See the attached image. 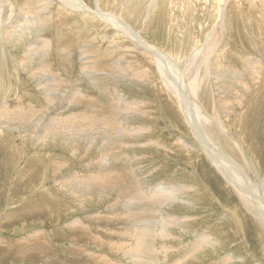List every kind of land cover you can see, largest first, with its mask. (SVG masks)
I'll return each instance as SVG.
<instances>
[{"label":"rangeland","instance_id":"rangeland-1","mask_svg":"<svg viewBox=\"0 0 264 264\" xmlns=\"http://www.w3.org/2000/svg\"><path fill=\"white\" fill-rule=\"evenodd\" d=\"M126 1L128 0H123V1L118 0L119 4L120 2H122L123 4H126L125 6L128 5L127 7L131 6L132 4H138L137 6H139L140 3H144V8L140 12L136 13V16H137L136 18H135V15L133 16L131 20L132 22H130V19L128 18V14L126 16L127 18L123 16L125 17L124 18L125 26L123 27L135 28L139 32V34L145 35L144 38L146 37L145 39H147L150 44H152L157 49H160L165 54H167L168 57H166V60L168 62L172 63L174 59L175 63L173 62V64L177 65V67L181 70L180 74L181 75L186 74L185 79H183V83L187 84L190 80L189 77H191V75L195 73L197 75L198 87L194 93H188L189 91L186 90L187 88H184L181 92L178 93L177 92L178 86L173 85L175 93H172L170 95L167 91H165L163 84L160 83L161 76L157 73L156 68L152 69L153 65L148 60L144 58L136 59L132 56V55H135V52H132V51H122L121 52V51H118V47L113 49V52L115 53H110L111 55L112 54L113 55L109 56L108 60L101 59L100 61H98V64H96L97 65L96 70L100 71V68H102L104 70L103 71L104 73L103 72H100V73H103V74H99V73H95L91 71H87L85 72V74H83L81 70L82 68L86 67V65L89 67H93V66L91 64H86L88 61L82 60V55H80L78 48L75 49L76 52H73L71 54H68L65 51H61V52L58 51L60 45L69 41L70 39L69 36L72 31H69L68 34L66 32H63L62 35H60V33L53 34L52 31H49L48 33H45V31H42L43 38H46V37L50 38L49 47L47 46L46 48L45 47L41 48V46H39L37 47L38 50H35L36 47L30 48L31 52L25 58V61H27L28 64H26V66L23 67L22 71L20 72L21 74L18 75V78H15L16 76L15 73L17 69L20 71L21 68L17 64L12 63L9 60H6L5 62H3L1 58L5 53L4 52L2 53V50H1L2 47H0V60H1L0 64L2 66L0 67V116L6 115V113L9 114L8 112H5L3 110L1 111L3 106L12 107V106H18L22 104L24 107L29 104L32 108H34L35 106V107H39L38 109L44 110L43 113H41L40 115L32 116L29 122L22 120L21 122L14 123L13 125L9 121H7L6 123V121L2 120L4 118L1 119L0 117V131L3 130V134L6 135L7 138L8 137L12 138L13 141H11V139L9 138L8 139L12 143H14V145L11 144L12 149L9 148V145L7 146L0 145V181L2 183V184L0 183V195H1L0 196V208H1L0 209V239L4 240V243H7V244L9 243L14 244L15 241L16 240L18 241L19 239V242L22 244L21 251L23 253L21 256L16 255V253L14 252L7 255L3 253V250H0L1 251L0 252V264H44L43 262H41L39 258L40 252L35 250V253H33L32 241L28 242V244H26L24 241L28 239V236L30 235V233L33 234L35 230H36L35 233H38V230H40L39 231V234H41L40 239L44 244L46 243L45 245L47 247L65 249L67 248L66 245L68 244V240H65L64 237L65 236L69 237L67 236L69 227H70L69 224L73 222L74 219L77 222H80V223L83 222L84 223V224L82 223L83 225H86L90 228V230L92 231L90 237L97 235L100 239H102L104 247H101L98 250L94 248L91 249L90 247L89 249L91 250L92 253H95V254L101 253L100 255L104 259L109 258L106 260L109 262H112V260L115 259L121 264H133V263L134 264H137V263L138 264H145V263L146 264H176V263L177 264H213V263L215 264H264V230H263L264 214L258 209L259 207L258 204L259 205L261 204L260 206L263 207L264 209V196H263L264 195L263 194L264 193V190H263L264 189V120H263L264 119V113H263L264 112V106H263L264 105V98H263L264 97V85H263L264 78L262 79V77H264V72L260 71L261 69L264 70V61H263V56H262L264 55V51L257 52L255 50H252L251 48H248L245 44V42L247 41L246 40L244 41L243 39L245 36V33L242 31V27L237 26L235 28V31H236V34L238 35V38L239 37L240 38L239 40H236L238 41V43H236V45L233 48L235 49L241 46L240 49H242V53H240V55L242 56L244 55L246 58L256 61L255 64L251 62L249 63V66L248 64L239 65L240 62L236 60L239 54L233 53L229 50L228 51L226 50V52L225 51L221 52V50H223V47L218 46L219 47V49H217L218 52H212L213 56L211 52H209L207 55L211 56L213 60L214 59L219 60V62H221L222 68L214 67L217 64L216 62V63H210V65H199L201 68L198 67L197 69L191 70L189 67V64L192 60L191 58H188L189 56L191 57V53H189L188 47L184 48V44H183L185 43L184 42L185 39L187 42L188 36H185L183 33H180L181 31L184 30V24L181 23V19L179 16L180 13H177V17L175 19L177 23L175 22V24L172 25V23L169 22L170 20H168L170 19L169 17H166L164 19V18H161L158 14L154 15L153 13V14L148 15L146 13L147 12L146 7L149 3H152L151 2L152 0H148L149 2L147 0H142V1L134 0L136 1L135 3L133 0H129L128 2ZM91 8L93 9L96 8L95 0H91ZM228 8L229 6L227 7V9ZM109 9L112 10L110 6H109ZM122 9L121 10L120 8L118 9L119 12L121 11L120 14H122V11H123ZM143 16L144 18H142ZM27 18H30V17H27ZM149 19H151V21ZM160 19H162V21ZM147 20H149V22ZM221 22L222 20L221 21L217 20L213 29L214 30L218 29V25ZM144 23H146L147 29L143 27ZM224 29H226V26L224 27ZM224 29L222 30V33L224 32ZM169 30H170V33H169ZM116 31H119L121 33L124 32L118 27ZM177 32L180 34H178ZM233 35H235V32H233ZM180 36H182V38ZM130 37L131 36L129 35L125 36V38H130ZM215 37H216L215 35H212V38L214 39V41H216ZM217 38L219 40V36H217ZM220 39H221L220 43L222 44L225 37H221ZM4 48L10 51L9 48L7 47H4ZM44 48L46 50H49V54L46 52ZM23 49H24V46H21L18 48V50L14 52L11 50L10 55L8 53L7 54L9 55V57L15 59L16 61V58H18L19 55H21V53L23 55L24 51H21ZM32 49L34 50V52ZM160 50H157L155 53L158 54ZM37 52H38V57L36 58L35 54ZM123 56L125 59L123 58ZM19 58L20 60H23L22 56H20ZM30 58L34 61H31ZM59 58L65 59V65H66L65 68L62 69L65 73V77H63L64 78L63 85H60L56 81L49 82L47 79L43 78V77H47L52 70L55 73H58L61 76H63L62 71L58 69ZM95 58L96 60H98L99 57L95 55ZM121 58H122V61H119ZM187 59L188 61L190 60L188 64H187ZM225 59L228 60V63H226ZM112 60L116 64L118 69L117 68L114 69ZM41 61H43L44 63ZM29 62H30V65H29ZM133 62L134 64H132ZM46 63L48 65H46V68H45L44 64ZM135 64H138L143 69L153 73V77L152 75H150L151 79H149V82L134 74H132L131 76L130 74L127 73L129 71L124 72L121 69L124 66L133 67V65ZM31 65H34V66L36 65V67L39 66L38 68L40 69L36 71L35 73H31L29 71L32 68ZM49 66L52 67L53 69H51ZM207 66L209 69L207 68ZM48 67L51 70H49ZM103 67L104 68L106 67V68L104 69ZM232 67L233 69L235 68L234 71L239 72V74L232 73ZM210 69H212L214 72ZM201 70L203 74L201 73ZM182 71L183 72L185 71V72L183 73ZM205 71L208 72L207 73L208 75L205 74L206 73ZM131 72L137 73L135 70ZM254 73H255V76H254ZM93 74H98V75H93ZM128 75L129 77H127ZM201 75L204 77H202ZM257 76L260 78L258 79ZM89 77H92L93 79H88ZM210 77L211 79H209ZM205 78H206V82L204 81ZM208 80L209 81L212 80L211 83ZM44 81H46L47 83H45ZM45 84H46V89H41L40 88L41 85L44 86ZM201 85H203V87L200 88ZM204 86L207 88L208 91H206ZM17 87L19 88V91ZM100 87H103V88H100ZM212 88L216 89V91ZM251 88L253 92L251 91ZM200 89H202L201 90L202 93ZM249 90H250V94L246 95V93H248ZM256 90L262 91L261 100L257 104L251 105L250 109L248 108V112H247L248 114H246L244 118L242 117L240 121L236 120L237 118L235 116L243 115L245 111L244 104H241V101L239 103L238 98L241 96L242 97L250 96ZM98 91H101V94L97 93ZM75 92L79 95L75 96L74 98L73 93ZM197 93H198V96H197ZM207 93L210 95H208ZM220 93H223L224 95ZM65 94L66 96H63ZM176 95L182 96L183 101L185 102L187 106H189L188 104H191L194 101L192 105L193 104L198 105V111L200 112V114H202L205 118H207L212 123L215 122L216 124L214 123L213 124L217 126L219 130L225 133L224 137H226V135L227 136L229 135L233 139V141L237 144V146H239L242 152H240V159H237L233 157L230 153H228L222 147V145L215 138L212 137L211 133H210L211 135L207 133V132H210L209 131L210 128L208 129V127H211V126L213 127V124L210 122L206 124L207 126L206 125L204 126V128L205 127L207 128V131H206V128L204 129L205 134L206 136H209L207 137V141L209 142L208 144L211 146L210 142L212 143L211 147L215 151V153L218 156L220 155V157L223 158V160H225L226 162H228L229 160L231 161V162L229 161L228 165L234 171L237 168L235 172L245 180L244 183L247 184L248 181L249 183L251 182L250 184H247V186H250L251 189L253 187L255 190H259V193L257 194L260 197L259 196L256 197L258 200L257 203L251 204L252 206L249 204L248 207H245V206L243 207V205L240 204V201H239V194L237 192H234V190H232L229 186L226 187V185L225 186L223 185L225 184L224 182L225 178H222L220 173L217 170H215V168L212 166L211 163H209V161H207L208 159L205 156V152H202L199 157V153L198 151H196L197 149L195 151L190 149V151L188 152L185 150H179V155L175 154L173 151H169L170 149L169 146L175 147L173 144L174 139L176 141H182V143L184 142L183 144H185V146H187L188 148H189V145L195 146V142H194L195 138L193 137L194 134L192 135V132H188L189 131L188 121L186 122V120L184 119L185 125L181 126V122H178V119H176L177 116L175 112L177 110H181L175 104V100L177 99ZM79 96L82 97L83 99L81 98L80 100ZM180 96L178 98H180ZM218 96L220 97V99L217 101L216 98H219ZM93 99L100 100L102 102L100 104H103V105H105L106 102H108L106 101L107 99L109 100V102H111L112 107L119 108V110L125 109L127 107H133L134 110L130 112H126V111L121 112L120 114H116L118 110L115 112L98 114L92 111V109H95L94 108L95 104H98V102H94V101L90 103V100H93ZM210 99L212 102L210 101ZM191 100L193 101L191 102ZM65 101L67 102V105H63ZM139 101L141 102L144 101L143 103H148V105L145 106L146 109L141 108V107H139V109H136L138 107ZM48 102L50 104L49 108H47ZM199 102L204 105H200ZM239 104H241L242 106H240ZM61 105L63 106L61 107ZM219 108H220V111L218 110ZM62 109L63 111L65 110L66 111L62 112ZM243 109L244 111L241 112ZM230 111H231V114H230ZM213 112L215 114H213ZM74 113L75 114L83 113L86 116L84 119L85 121L83 119L77 121V122H82V123L76 124L75 122L74 125L76 124L78 127L72 128L71 130L68 128L69 124L68 123H67L68 125L66 124V122L69 121V118H67V115H72ZM216 114H218V116ZM223 117H225L226 119ZM109 118L111 119L110 121H109ZM104 119L107 121L105 123L106 126L104 125V122L101 121ZM227 119H229L230 121L229 120L227 121ZM87 120H92L95 125L93 124L92 126H90ZM47 121L48 122L52 121L51 123H57L59 125H58V128L55 127V129L51 131L52 133L50 132L51 136L50 134L45 136L44 143H42L41 141L40 142L37 141V139H39V137H41L42 135H45L43 129L47 127L48 130H51L47 126V123H48ZM59 121L61 122V124ZM237 121H239L238 122L239 125L236 124ZM255 121L256 123H254ZM225 126L226 128L224 129ZM130 127L134 129L144 128L145 131L144 132L141 131L140 133L127 136V134H125V130H128V128ZM118 128L123 132L119 131ZM116 130H118V132L120 133H118ZM21 132H26L27 134L30 133V140L32 139L30 141L31 142L30 144L22 142V140L20 139V136L18 135V133H21ZM52 136L54 138H52ZM69 136L70 137L72 136V137L67 138ZM220 137L223 139L221 135ZM7 138H4V139H6L7 141ZM52 139L53 141H50ZM210 139L212 140L215 139L216 142H214V140L211 141ZM227 139L228 137L225 138V140ZM150 140L155 141V142L157 140L162 141L163 145H160V146L155 145ZM63 141L64 142L68 141L69 146L67 147V145L64 144ZM207 141H206V137L204 136V142L206 145H207ZM51 142L54 144H52ZM71 142H73L75 145L73 143L71 144ZM116 143H120V150H121L120 157H118L119 154H117L116 152H112L113 146ZM166 143H171V144H166ZM217 143L219 146H216ZM70 145H72L74 148ZM91 147H93L94 149ZM220 147L222 148L220 149ZM83 148L84 149L86 148L87 152L84 153ZM104 148H106L105 151H107V149H110V152L105 156L103 154ZM215 148H217L218 150ZM72 150H73V153L71 152ZM38 153L39 155H44V156L46 154L47 156H49V158L46 159V156H45L42 159L41 163H39L38 165H35V167H37L35 170V167L32 166L33 161L31 162V160H33L32 156L38 155ZM225 153H226V156L224 155ZM202 156H205V157H202ZM199 158L201 159V161L197 162ZM55 159L62 160V161L63 160L68 161V162H65V164L67 163L68 166L65 165L64 168L59 172L58 170L55 171L56 173H54V170L52 172L50 169V163L53 162L52 160H55ZM90 161H92L91 165L89 164ZM104 165H107L106 167H108V172H99L98 169H101V167L103 168ZM27 166L29 167L26 168ZM124 166H125V169H124ZM21 167H25L27 171H32L33 169L35 170L33 171L32 175L29 177V178L32 177L31 178L32 180L28 178L27 180H25L26 182L23 181V183L22 181L18 180V176H19L18 173L20 172ZM74 171L83 172L86 174H90V172L93 174L112 173L113 175L110 174L109 178L111 179L113 178L112 180H115V178H119L118 176H120L119 180H121L122 183H120L118 186H115V187L108 188L107 186L105 190H103L100 187L101 190L96 188L89 193H84L83 194L84 196L85 195L92 196L93 200L91 202H88L89 204H87L84 209L77 208L75 205H73V203L68 198L66 199L63 196H60V194H58V191H61V189L55 188L56 185L53 184L54 182L55 184L60 183L61 182L60 180L65 179L66 177L74 173ZM241 177L240 179H242ZM245 177H247L248 179H251V181ZM258 180L260 181V183ZM27 182L28 183L30 182V185ZM19 184H22V186ZM131 184L136 187V188L134 187L135 191L133 192V195L132 196L124 195V191L127 189H128L127 191H130V192L133 191V187L131 186ZM168 184H172L175 186L179 185V187H186V188L195 187L196 190L195 192H191L190 190L186 189L180 192V194L175 195L176 199H178L179 201L182 200L181 201L182 203L176 202L178 200H174V201L169 200L167 202H164L163 205L161 206L160 205L153 206L154 202H156L157 199H159L158 198L159 195L154 194V191H153L154 187L163 188V187H166ZM148 191L152 193V195H154V196L151 195L153 199L151 198L150 195L147 194ZM99 192H102L101 193L102 195H100L101 200L99 198ZM138 192L146 193L147 198H142V199L135 198L134 199V196L137 195ZM38 194H43V195L45 194L44 203L43 205L40 206L38 210H34L30 213H35L39 215H31L27 217L21 215V213L19 212L21 210H17V209L20 206H22L23 203L25 204L27 200H30V198ZM106 195H108V197H106ZM97 196H98V200H97ZM102 197H106V198L104 199ZM123 199H126V200H123ZM57 202H58V206L57 208H55V206L53 205H55V203ZM59 202L63 203L64 207L63 205H60ZM94 202H96L95 205H94ZM97 204L100 206H98ZM4 206L6 208H4ZM149 207L150 208L152 207V208L150 209ZM42 209H45V210L41 212ZM57 209H59V211ZM6 210L8 212H6ZM60 210H63L64 213L66 212L68 214L65 213L64 216L63 215L61 216ZM146 210L148 214L150 211L151 213L149 215H145ZM245 210H247V212ZM248 210L249 211L251 210V211L249 212ZM12 212L13 214H11ZM124 212L126 214H124ZM251 212L252 214H250ZM102 213H106L107 217H113V218L110 221H106L105 219L102 218L104 217L103 215H101ZM115 213L121 214L122 216L121 219L115 218L117 215ZM170 216L176 219H179L180 222L184 218H185L184 220L186 221L183 222L184 225L182 227L178 223L169 224L171 223L169 221L171 220ZM144 217L145 218L148 217V219L146 218L144 220ZM122 218L124 219V221L122 220ZM150 218H153V220ZM142 219L144 221L149 220L147 221L148 223L147 227H150V229L149 228L147 229L146 226H143L142 222L144 221ZM1 220L3 222H1ZM154 220H156V222ZM121 221L124 224H122ZM157 221L158 223L162 222L165 226L162 223L161 224L159 223V225H156L158 224ZM63 225L67 230L63 229L64 228L62 227ZM118 225H120L121 227H119ZM178 225L180 227H178ZM140 226L142 227L140 228ZM61 227L63 229L62 234H59L58 231L60 230ZM144 228H145V231H144ZM162 229H165V230H162ZM139 231L142 234L148 231L149 234L152 236V238L151 237L148 238V241L149 242L152 241L153 243L154 242L155 243L153 244L151 242L149 246L147 247L150 251L152 247L150 245L152 244L154 245L152 247L151 255L149 254V251H146L147 248L144 249L142 247L141 248L139 247L137 249L136 246H139L138 244H140V238H137V237H140L139 235H142L140 234ZM159 231H163L162 238L161 239L154 238L153 235H156L157 232ZM133 232L135 233L132 239V242L134 244L127 240H124L125 241L124 242L123 239L127 238L129 235L132 236V234H134ZM216 232L220 234H224L223 232L229 233V235H227L228 237L227 241L229 242L222 244L221 242L224 241L222 240L223 235L216 234ZM159 234L161 235V233ZM199 234L200 235L205 234L206 236L214 235V238L218 244L211 242V245L215 244V247H212V249H211V246L209 245V246L203 247L202 249L203 251L200 250L199 253L195 252L193 253V255L187 257L194 243H196V246L202 243L197 240V237L199 238L200 236ZM134 237L136 238V241L137 240L139 241V242L137 241L138 243L136 241L134 242L135 240ZM118 238H120V240ZM112 239L113 240L115 239V240L113 241ZM117 240L119 243L117 242ZM105 243L106 245L116 244L117 247L118 245L121 246V248H118L119 253L125 254L126 256L121 257L120 255L118 256L109 255L108 254L109 252H107L106 250L107 246L105 245ZM83 245L84 244H81L80 246H83ZM221 248H223V250ZM134 249L136 250L135 253L132 252L134 251ZM142 250H144L145 252ZM128 252L130 253L128 254ZM147 252L149 255L147 254ZM230 254L231 256H227ZM52 255L54 256L55 261H58V259L61 261L63 259L61 254L58 256L57 254H55L54 251L52 252ZM28 256L29 257L32 256V257L29 258ZM145 256H147L148 258H146ZM226 256H227L226 258L227 262H225L226 260H224ZM139 257L140 258L142 257V259L140 260ZM48 258L50 260V261H48V259L46 260L48 263L53 262L52 261L53 257L51 255H48ZM179 259L181 260V262Z\"/></svg>","mask_w":264,"mask_h":264},{"label":"bare ground","instance_id":"bare-ground-1","mask_svg":"<svg viewBox=\"0 0 264 264\" xmlns=\"http://www.w3.org/2000/svg\"><path fill=\"white\" fill-rule=\"evenodd\" d=\"M121 1V0H120ZM123 1V0H122ZM129 1V0H128ZM126 1V2H128ZM134 1V0H133ZM142 1V0H141ZM148 1V0H147ZM125 2V3H126ZM132 2V1H131ZM136 1H134L135 3ZM149 2V1H148ZM152 3H149L146 7V13L149 14H153L156 15L158 14L161 18H166L169 17L170 20L169 22L172 23V25L175 24V19L177 17V13H180V19H181V23L184 24V30L183 31H179L180 33H183L185 36H188L187 42L186 39L184 40L185 43L184 44V48L188 47V51L189 53H191V57L189 56L188 58H191V62L190 60L188 61L187 59V64L190 62L189 67L191 70L197 69L198 67H200L199 65H210V63H216L217 64L214 66L216 68H222L221 66V62H219V60H213L211 56H208L207 54L209 52H218L217 49H219L218 46H222L223 50L231 51L233 53L239 54V56L237 57L236 60H238L239 65L242 64H248L253 62L254 64L256 63V61L252 60V59H248L246 58L244 55H240V53H242V49H240V47L237 48H233L236 43H238L239 40L238 35L236 34L235 28L237 26H241L242 27V31L245 33L244 36V41L246 40L247 42H245L246 46L248 48H251L252 50L255 51H264V0H152ZM139 3V2H137ZM95 4H96V8L93 9L91 8V0H0V47H2V53L4 52L5 54L2 56V60L3 62H5L6 60L11 61L12 63L17 64L21 70L19 71L17 69L16 73L14 71V73L16 74L15 78H18V75L21 74L20 72L22 71L23 67L26 66V64H28L27 61H25V58L27 55H29L30 48H35V50H38L37 47L41 46L42 47H49L50 45V38H43V34L42 31H45V33H48L49 31H52L53 34L56 33H60V35H62L63 32H66L67 34L69 33V31H72L70 34V39L69 41L65 42L64 44L60 45L58 51H65L68 54H71L73 52H76L75 49L78 48L80 55H82V60L83 61H88L86 64H91L93 67H89L86 65V67L82 68V72L83 74H85V72L87 71H91V72H95V73H99V74H103L104 70L102 68H100V71H97V65L98 61L102 60H108L109 56H112L110 53H115L113 52V49H115L116 47H118V51H132L135 52V55H132L134 58L139 59V58H144L146 60H148L152 65L153 68L157 70V73L161 76V80L160 83L163 84L165 91H167L170 95L172 93H175L174 90V86L173 85H177L178 87V93L181 92L184 88H187L186 90H188V93H194L198 87V81H197V75L195 73H193L191 75L190 80L187 84L183 83V79H185V75L180 74V69L177 67V65L173 64L174 59L172 61V63L168 62L166 60L167 54H165L163 51H161L160 49H157L155 46H153L152 44L149 43V41L147 39L144 38L145 35H141L139 34V32L132 27H123L124 25V21H125V17L128 14V18L130 19V22H132V18L136 13L140 12L143 8H144V3H140L139 6H137L138 4H132L131 6L127 7L125 6L126 4H123L122 2H118V0H95ZM109 6L111 7L112 10L109 9ZM113 6V8H112ZM229 6V8L227 9V7ZM137 7V8H136ZM122 9V14H120L119 9ZM227 9V10H225ZM115 10V11H113ZM145 11V10H144ZM143 11V12H144ZM119 12V14H118ZM142 13V12H141ZM144 15V14H143ZM147 15V16H148ZM153 15V17H154ZM170 15V16H169ZM125 16V17H123ZM178 16V18H179ZM30 17V18H27ZM119 18V19H118ZM127 18V17H126ZM144 18V16L142 17ZM148 18V17H147ZM163 19V20H164ZM141 20V19H140ZM143 20V19H142ZM146 20V18H145ZM151 21V19H149ZM149 20H147L149 22ZM162 21V19H160ZM217 20H222V22L218 25V29H213L214 25L216 23ZM128 21V20H127ZM160 21V23H161ZM165 21V20H164ZM180 21V20H179ZM137 22V21H136ZM147 22V23H148ZM177 23V22H176ZM151 24V23H150ZM158 24V23H157ZM170 24V23H169ZM168 24V25H169ZM193 26H192V25ZM120 25V26H119ZM135 25V24H134ZM154 25V24H153ZM159 25V24H158ZM161 25V24H160ZM142 26V25H141ZM186 26V27H185ZM192 26V27H191ZM226 26V29H224V27ZM117 27L121 30H123L124 32L121 33L119 31H116ZM143 27L146 28V23H144ZM160 27V26H159ZM162 27V26H161ZM147 29V28H146ZM158 29V28H157ZM165 29V28H164ZM224 29V32L222 33V30ZM149 30V29H148ZM177 31V30H176ZM172 32V31H171ZM233 32H235V35H233ZM170 33V30H169ZM178 33V32H177ZM178 33V34H180ZM154 34V33H153ZM131 36L130 38H125V36ZM212 35H215L216 37V41H214V39L212 38ZM217 36H219V40L217 38ZM156 37V36H154ZM182 38V36H180ZM221 37H225V39L223 40V43L221 44ZM234 37V38H233ZM164 38V36H163ZM162 38V39H163ZM160 39V38H159ZM173 39V38H172ZM170 40V39H169ZM178 40V39H177ZM29 41V42H28ZM162 41V40H161ZM28 42V43H26ZM159 42V41H158ZM169 43V42H168ZM171 43V42H170ZM181 43V41H180ZM180 45V44H179ZM24 46V49L21 51H24L23 55L21 53L20 56L23 57V60H20V58H16L15 59L9 57L10 55V51L12 50L13 52L18 50L19 47ZM169 46V45H168ZM4 47H7L10 49L6 50ZM173 47V46H171ZM181 47V46H180ZM216 47V49H215ZM40 48V50H41ZM44 48V49H45ZM175 48V47H174ZM177 48V47H176ZM234 50H233V49ZM49 49V48H48ZM33 50V49H32ZM46 50V49H45ZM43 50V51H45ZM157 50H160V52L158 54H156L155 52ZM182 50V48H181ZM34 52V50H33ZM39 52V51H38ZM38 52L35 54V57H38ZM46 52L49 54V50H46ZM45 52V53H46ZM182 52V51H181ZM9 55H8V54ZM18 53V52H17ZM44 53V54H45ZM46 53V54H47ZM176 54V53H175ZM228 54V53H227ZM95 55H97L99 58L98 60H96ZM210 55V54H209ZM16 56V55H14ZM31 56V55H30ZM44 56V55H43ZM213 56V53H212ZM216 56V55H215ZM214 56V57H215ZM263 56V61H264V55ZM34 57V56H33ZM213 57V58H214ZM231 57V56H230ZM29 58V57H28ZM32 58V57H31ZM30 58V59H31ZM41 58V57H40ZM43 58V57H42ZM48 58V56H47ZM58 58V57H57ZM112 58V57H111ZM124 58V56H123ZM225 58V57H224ZM227 58V57H226ZM29 59V60H30ZM33 59V58H32ZM31 61H34L32 60ZM125 59V58H124ZM219 59V58H218ZM221 59V58H220ZM47 60V59H46ZM226 60V63H228V60ZM235 60V59H234ZM1 61V60H0ZM45 61V60H43ZM41 61V62H43ZM111 61V60H110ZM122 61V58L119 60ZM130 61V59H129ZM176 61V59H175ZM178 61V60H177ZM224 61V60H223ZM2 62V63H3ZM38 62V61H36ZM107 62V61H106ZM179 62V61H178ZM177 62V63H178ZM245 62V63H244ZM44 63V62H43ZM175 63V62H174ZM176 63V64H177ZM186 63V62H185ZM52 64V63H51ZM112 64L114 66V69L117 68L116 64L113 62L112 60ZM126 64V63H125ZM134 64V62L132 63ZM233 64V63H231ZM30 65V62H29ZM39 65V64H38ZM37 65V66H38ZM46 65H48L47 63L44 64V67L46 68ZM108 65V64H107ZM214 65V64H213ZM259 65V64H257ZM32 68L31 70H29L31 73H35L36 71H38L40 68L36 67V65H31ZM65 59L63 58H59V65H58V69L60 71H62L63 76H61L58 73H55L53 70L50 72V76L48 75L47 77H43L44 79H47L49 82H53L56 81L57 83H59L60 85L64 84V78L65 77V73L62 70L63 68H65ZM109 66V65H108ZM187 66V65H186ZM232 66V65H231ZM0 67L1 64H0ZM43 67V66H42ZM50 67V66H49ZM48 69L51 70L53 69L52 67H50ZM132 67V66H131ZM130 66H124L122 67V71H129L127 72L128 74H130L132 76V74L145 79L146 81L149 82V79H151L150 75H152L153 77V73L143 69L140 65L135 64L133 65V67L131 68ZM234 67V66H233ZM232 67V73H238L239 72H235L234 69ZM19 68V69H20ZM104 68V67H103ZM106 68V67H105ZM104 68V69H105ZM108 68V67H107ZM187 68V67H186ZM201 68V67H200ZM208 68V66H207ZM215 68V69H216ZM42 69V68H41ZM118 69V68H117ZM209 69V68H208ZM214 69V70H215ZM231 69V67H230ZM47 70V69H46ZM107 70V69H106ZM135 70L137 73L131 72ZM183 70V69H182ZM189 70V69H188ZM206 70V69H205ZM212 70V69H210ZM221 70V69H220ZM45 71V70H44ZM196 71V70H195ZM213 71V70H212ZM211 71V72H212ZM262 72H264V70H260ZM103 72V73H100ZM183 72V71H182ZM185 72V71H184ZM183 72V73H184ZM207 74L208 72L205 71ZM210 72V71H209ZM214 72V71H213ZM40 73V72H38ZM48 73V72H47ZM189 73V72H188ZM197 73V72H196ZM200 73V72H199ZM202 73V70H201ZM203 74V73H202ZM214 74V73H213ZM11 75V74H10ZM52 75V76H51ZM93 75H98V74H93ZM208 75V74H207ZM210 75V74H209ZM199 76V75H198ZM202 76V75H201ZM215 76V75H214ZM255 76V73H254ZM28 77V76H27ZM129 77V75L127 76ZM204 77V76H202ZM258 77V76H257ZM133 78V77H132ZM201 78V77H200ZM260 77H258L259 79ZM264 77H262L263 79ZM3 79V78H2ZM20 79V78H19ZM88 79H93L92 77H89ZM202 79V78H201ZM211 79V77L209 78ZM253 79V78H252ZM261 79V80H262ZM39 80V79H38ZM188 80V79H187ZM199 80V78H198ZM249 80V78H248ZM2 81V80H1ZM4 81V80H3ZM97 81V80H96ZM203 81V80H202ZM206 82V78L204 80ZM209 81V80H208ZM212 81V80H211ZM211 81H209L211 83ZM255 81V80H254ZM45 83H47L46 81H44ZM98 82V81H97ZM200 82V81H199ZM264 82V81H263ZM96 83V82H95ZM202 83V82H201ZM208 83V82H207ZM206 83V84H207ZM209 83V84H210ZM56 84V83H55ZM100 84V83H98ZM204 84V83H203ZM247 84V83H246ZM262 85V84H261ZM264 85V84H263ZM11 86V85H10ZM95 86V85H94ZM206 86V85H205ZM204 86V87H205ZM210 86V85H209ZM208 86V87H209ZM212 86V85H211ZM238 86V85H237ZM241 86V85H240ZM250 86V85H249ZM257 86V85H255ZM96 87V86H95ZM203 87V85L200 86V88ZM245 87V86H243ZM248 87V86H247ZM246 87V88H247ZM251 87V86H250ZM18 88V87H17ZM36 88V87H35ZM41 89H46V84L44 86L41 85L40 87ZM103 88V87H100ZM99 88V89H100ZM210 88V87H209ZM208 88V89H209ZM199 89V88H198ZM206 91L207 88L205 87ZM214 89V88H212ZM226 89V88H225ZM248 89V88H247ZM68 90V89H67ZM202 89H200L201 91ZM216 91V89H214ZM227 90V89H226ZM19 91V88H18ZM46 91V90H45ZM48 91V90H47ZM97 91V90H96ZM163 91V90H162ZM174 91V92H173ZM198 91V90H197ZM213 91V90H212ZM242 91V90H241ZM252 91V88H251ZM17 92V91H16ZM73 92V91H72ZM223 92V91H222ZM236 92V91H234ZM253 92V91H252ZM251 92V93H252ZM2 93V92H1ZM97 93L101 94V91H98ZM202 93V91H201ZM219 93V92H218ZM246 93V92H245ZM200 94V93H199ZM204 94V93H203ZM208 94V93H207ZM206 94V95H207ZM211 94V92H210ZM208 94V95H210ZM214 94V92H213ZM217 94V93H216ZM222 95H224L223 93H220ZM227 94V93H226ZM236 94V93H234ZM250 94V90L248 93H246V95ZM2 95V94H1ZM74 98L75 96L79 95L76 92L73 93ZM181 95V94H180ZM179 95V96H180ZM245 95V94H244ZM63 96H66L63 95ZM177 96V95H176ZM179 96H177V99L175 100V104L178 106V108H180L181 110H177L175 112L178 122H181V126L185 125L184 119L186 120V122L188 121L189 123V127H188V132H192V135L194 134V142H195V146H191L189 145V148L187 146H185V144L182 143V141H176L174 139L173 144L175 147L173 146H169V151H173L175 154L179 155V150H185V151H190V149L192 150H196L199 153V157L201 155L202 152H205V156L208 159L207 161H209V163L212 164V166L215 168V170H217L220 175L222 176V178H225L224 182L225 184H223L224 186L226 185L229 186L232 190H234V192H237L239 194V201L240 204L243 205V207H248V205L250 204H254L257 203V196H259L257 193H259V190H255L253 187L251 189L250 186H247V184H250L248 180L251 181V179H248L247 184L244 183V179L238 175L235 171L228 165L229 161L226 162L225 160H223V158L220 157V155L218 156L215 151L212 149V143L210 142L211 146L208 144L209 142L207 141V137L205 134V128L204 126L208 123H210L211 121H209L207 118H205L202 114H200V112L198 111V105L193 104L194 102L193 100H191V104H188L189 106H187L185 104V102L183 101V97L180 96V98H178ZM191 96V94H190ZM198 96V93H197ZM203 96V95H202ZM227 96V95H226ZM233 96V95H232ZM80 97V96H79ZM161 97V96H160ZM209 97V96H207ZM213 97V96H212ZM216 97V95H215ZM219 97V96H218ZM63 98V97H62ZM65 98V97H64ZM82 97H80L79 99L81 100ZM165 98V97H164ZM262 98V91L261 90H256L253 94H251L250 96H241L238 98L239 103L241 101V104H244L245 106V111L244 109L241 111L243 113V115H238L235 116L237 119L239 120L246 114H248V108L250 109L251 105H255L257 104ZM264 98V97H263ZM21 99V98H20ZM83 99V98H82ZM192 99V98H191ZM202 99V98H201ZM206 99V98H205ZM208 99V98H207ZM215 99V98H214ZM217 101L220 99L216 98ZM237 99V98H236ZM235 99V100H236ZM18 100V99H17ZM68 100V99H67ZM185 100V99H184ZM237 100V101H238ZM98 102V104H95L94 108L92 109V111H94L95 113L98 114H104V113H110V112H116V114H120L121 112H130L133 111L134 108L133 107H127L125 109H121L119 110V108L116 107H112L111 106V102H109V100L106 99V104H100L102 103L100 100L98 99H93L90 100V103L92 102ZM188 101V100H187ZM208 101V100H207ZM211 101V99H210ZM263 101V100H262ZM70 102V101H69ZM104 102V101H103ZM144 102V101H143ZM141 101H139L138 103V107L136 109H139V107L141 108H145V106L148 105V103H143ZM190 102V100H189ZM197 102V101H196ZM212 102V101H211ZM216 102V101H215ZM63 103V102H62ZM200 103V102H199ZM263 103V102H262ZM60 104V103H59ZM100 104V105H99ZM241 104H239L240 106H242ZM63 105H67V102L65 101L63 103ZM61 105V107L63 106ZM200 105H204L201 104ZM209 105V104H207ZM212 105V104H210ZM236 106V105H235ZM264 106V105H263ZM50 107V104L48 102L47 104V108ZM60 107V106H58ZM57 107V109H58ZM200 107V106H199ZM220 107V106H218ZM39 107H35L32 108L29 104L24 106L18 105V106H3V108L1 109V111H5L8 112L9 114L6 113V115H2L0 116L2 120L9 121L12 125L14 123H18L21 122L22 120L29 122L32 116L34 115H40L41 113H43V109H38ZM43 108V107H42ZM64 108V107H63ZM176 108V107H175ZM213 108V106H212ZM217 108V106H216ZM215 108V110H216ZM226 108V107H225ZM254 108V106H253ZM263 108V107H262ZM99 109V110H98ZM205 109V107H204ZM51 110V109H50ZM68 110V109H67ZM70 110V109H69ZM203 110V109H201ZM214 110V111H215ZM220 111V108L218 109ZM217 110V112H218ZM240 110V108H239ZM42 111V112H41ZM66 111V110H65ZM62 109V112H65ZM138 111V110H137ZM167 111V110H166ZM206 111V109H205ZM222 111V110H221ZM56 112V110H55ZM93 112V113H94ZM210 112V111H209ZM223 112V111H222ZM235 112V111H234ZM257 112V111H256ZM47 113V112H46ZM60 113V112H59ZM58 113V114H59ZM142 113V112H141ZM204 113V112H203ZM212 113V112H211ZM220 113V112H219ZM260 113V112H259ZM264 113V112H263ZM51 114V112H50ZM213 114H215L213 112ZM228 114V112H227ZM231 114V111H230ZM46 115V114H44ZM67 115V114H66ZM218 116V114H216ZM221 115V114H220ZM219 115V116H220ZM255 115V114H254ZM259 115V114H258ZM51 116V115H50ZM85 114H72V115H67V118H69V121L66 122V124L69 126L68 128L72 130V128H76L78 127L76 124L77 123H82V122H77L79 120H84L85 119ZM172 116V115H171ZM175 116V115H174ZM207 116V115H206ZM250 116V115H249ZM248 116V117H249ZM256 116V115H255ZM72 117V118H70ZM46 118V117H45ZM52 118V117H51ZM170 118V117H169ZM173 118V117H172ZM171 118V119H172ZM225 118V117H223ZM229 118V117H227ZM246 118V117H245ZM107 119V117H106ZM212 119V118H211ZM216 119V118H215ZM226 119V118H225ZM248 119V118H247ZM61 120V119H60ZM63 120V119H62ZM66 120V119H65ZM111 119L109 118V121ZM222 120V119H221ZM224 120V119H223ZM229 119H227L228 121ZM264 120V119H263ZM53 121V120H52ZM51 121V122H52ZM85 121V120H84ZM89 125L92 126L94 124V122L92 120H87ZM102 122L105 123L107 122L105 119L101 120ZM108 121V122H109ZM225 121V120H224ZM230 121V120H229ZM236 124H238V122ZM246 121V120H245ZM2 122V121H1ZM42 122V121H41ZM40 122V123H41ZM48 122V121H47ZM48 122L47 126L51 129L48 130L47 127H45L43 129L44 134L41 137H39V139H37V141H41L42 143H44V139L45 136L50 134L51 131H53L55 129V127L58 128L57 123H51ZM56 122V121H55ZM60 122V121H59ZM76 122V124L74 125V123ZM222 122V121H221ZM232 122V121H231ZM234 122V120H233ZM244 122V121H243ZM249 122V121H248ZM45 123V122H44ZM212 123V122H211ZM214 124H216L215 122H213ZM212 123V124H213ZM218 123V122H217ZM223 123V122H222ZM252 123V122H251ZM256 123V121L254 122ZM61 124V122H60ZM113 124V123H112ZM213 124V127H208L210 132H207L209 135L212 134V137L215 138L221 145L222 147L228 152L230 153L233 157L240 159V152H242L239 148V146H237V144L233 141V139L228 135H226V137H224L223 131L219 130L217 126H215ZM258 124V123H257ZM36 125V124H35ZM86 125V124H85ZM95 125V124H94ZM98 125V124H97ZM100 125V124H99ZM119 125V124H118ZM220 125V123H219ZM239 125V124H238ZM247 125V124H246ZM260 125V124H259ZM3 126V125H2ZM84 126V125H83ZM88 126V125H87ZM106 126V125H105ZM117 126V125H116ZM138 126V125H136ZM140 126V125H139ZM202 126V127H201ZM207 126V125H206ZM242 126V125H241ZM42 127V126H41ZM61 127V125H60ZM66 127V126H65ZM85 127V126H84ZM98 127V126H97ZM255 127V126H254ZM257 127V126H256ZM37 128V127H36ZM88 128V127H87ZM93 128V127H92ZM112 128V127H111ZM223 128V127H221ZM226 128V126L224 127V129ZM246 128V126H245ZM251 128V127H250ZM16 129V128H14ZM19 129V128H18ZM79 129V128H77ZM242 129V128H241ZM60 130V128H59ZM119 131H121L118 128ZM118 130H116L118 132ZM223 130V129H222ZM56 131V130H55ZM54 131V132H55ZM58 131V130H57ZM62 131V129H61ZM141 131H145L144 128H128V130H125V134H127V136H131L132 134H136V133H140ZM207 131V128H206ZM225 131V130H224ZM254 131V130H253ZM30 132V131H29ZM64 132V131H63ZM123 132V131H121ZM128 132V133H126ZM52 133V132H51ZM120 133V132H118ZM211 133V134H210ZM252 133V132H251ZM254 133V132H253ZM54 134V133H53ZM66 134V133H65ZM64 134V135H65ZM258 134V133H256ZM18 135L20 136V139L22 140V142L24 143H28L30 144L31 140H30V133H26V132H21L18 133ZM63 135V134H62ZM220 135L223 137V139L220 137ZM6 135L3 134V130L0 131V145L4 146V145H9V148L12 149L11 144L14 145V143H12L11 141H13L12 138L8 137L9 139H11V141L7 138ZM11 136V135H10ZM51 136V134H50ZM54 136V135H53ZM52 136V138H54ZM204 136L206 137V141H207V145L204 142ZM234 136V135H233ZM232 136V137H233ZM259 136V135H258ZM12 137V136H11ZM34 137V136H33ZM48 137V136H47ZM72 137V136H71ZM70 136L67 138H71ZM227 140H225V138H227ZM236 137V136H235ZM238 137V136H237ZM256 137V136H254ZM50 138V137H49ZM245 138V137H244ZM83 139V138H82ZM209 139V138H208ZM214 140V142H216ZM47 140V139H46ZM45 140V141H46ZM49 140V139H48ZM60 140V139H59ZM211 141H213L212 139H210ZM238 140V139H237ZM50 141H53L50 140ZM87 141V140H86ZM152 141V140H150ZM262 141V140H261ZM259 141V142H261ZM35 142V141H34ZM85 142V141H84ZM155 145H163L162 141L157 140L152 141ZM52 143V142H51ZM64 144L67 145V147L69 146L68 141H63ZM73 142H71L72 144ZM88 143V142H87ZM231 143V144H230ZM48 144V143H47ZM54 144V143H52ZM74 144V143H73ZM85 144V143H84ZM166 144H171V143H166ZM262 144V143H261ZM36 145V144H35ZM43 145V144H42ZM75 145V144H74ZM125 145V144H124ZM220 145V146H221ZM56 146V145H55ZM53 146V147H55ZM72 146V145H70ZM91 146V145H90ZM94 146V145H92ZM153 146V145H152ZM216 146H219L218 143ZM73 147V146H72ZM220 147V149L222 148ZM35 148V147H34ZM70 148V147H69ZM74 148V147H73ZM88 148V147H87ZM93 148V147H91ZM117 148V149H116ZM2 149V148H1ZM36 149V148H35ZM52 149V147H51ZM84 149V148H83ZM94 149V148H93ZM106 148H104L103 150V154L104 156L107 155L110 152V149H107V151H105ZM217 149V148H215ZM71 150V149H70ZM74 150V149H73ZM73 150L71 151L73 153ZM218 150V149H217ZM223 150V149H222ZM89 151V150H88ZM120 143H116L113 146V150L112 152H116L117 154H119L118 157H120ZM257 151V150H256ZM82 152V150H81ZM80 152V153H81ZM87 152V149H84V153ZM8 153V152H6ZM102 153V152H101ZM227 153V154H228ZM10 154V153H9ZM53 154V153H52ZM84 155V154H83ZM101 155V154H100ZM187 155V153H186ZM226 156V153L224 154ZM229 155V154H228ZM46 156V159L49 158V156ZM44 155H33L31 162H32V166L35 167V165H38L39 163H41L42 159L45 157ZM202 156V157H205ZM205 158V159H206ZM232 158V157H230ZM180 159V158H179ZM257 159V158H256ZM260 159V158H259ZM30 160V159H29ZM94 160V159H93ZM97 160V159H96ZM99 160V158H98ZM242 160V159H241ZM53 162L50 163V169L54 173H56L55 171L58 170L61 171L65 165H67V163L65 164V162H68L66 160H52ZM181 161V160H180ZM201 159L199 158V160L197 162H200ZM91 162H89V164L91 165ZM98 162V161H97ZM231 162V161H230ZM239 162V161H238ZM261 162V161H260ZM70 163V162H69ZM68 163V164H69ZM119 163V162H118ZM262 164V163H261ZM108 165V164H107ZM107 165H104L103 168L101 167V169H98L99 172H108V167H106ZM258 165V164H257ZM22 166V165H21ZM68 166V165H67ZM211 166V167H212ZM248 166V165H247ZM29 166H27L26 168H28ZM90 167V166H89ZM25 167H21L19 170L20 172L18 173V180L19 181H25L27 180L33 173V171L36 170L37 167H35V170L33 169L32 171H27ZM93 168V167H92ZM213 168V169H214ZM31 169V168H30ZM88 169V168H87ZM94 169V168H93ZM125 169V166H124ZM248 169V168H247ZM46 170V169H45ZM93 171V170H91ZM95 171V170H94ZM51 172V173H52ZM130 172V171H129ZM204 172V171H202ZM216 172V171H215ZM238 172V170H237ZM72 173V172H71ZM126 173V172H125ZM35 174V173H34ZM110 174L112 173H91L90 174H86L83 172H76L74 171V173H72L71 175H69L68 177H66L63 180H60L61 182L58 184H55V182L53 183L55 186V188L61 189V191H58V194H60V196L65 197L66 199L68 198L73 205H75L77 208H85L87 204H89L88 202H91L92 196H84V193H89L94 189H99L101 190V188L103 190H105V188L108 186L109 187H115L118 186L121 182V180H119L120 176H118L119 178H115V180H112L110 177ZM113 175V174H112ZM123 175V174H122ZM130 175V173H129ZM217 175V174H216ZM117 176V175H116ZM115 176V177H116ZM128 176V174H127ZM113 177V176H112ZM124 177V176H123ZM240 177L243 179H240ZM251 177V176H250ZM249 177V178H250ZM32 178V177H31ZM29 178V179H31ZM34 178V177H33ZM125 178V177H124ZM35 179V178H34ZM33 179V180H34ZM127 179V178H126ZM32 180V179H31ZM56 180V179H55ZM30 181V180H29ZM36 181V180H35ZM128 181V180H127ZM255 181V180H254ZM259 181V180H258ZM3 182V181H2ZM26 182V181H25ZM34 182V181H33ZM58 182V181H57ZM1 183V181H0ZM21 183V182H20ZM28 183V182H27ZM260 183V181H259ZM2 184V183H1ZM30 185V182L28 183ZM44 184V183H43ZM133 184V183H132ZM131 184V186L133 187V191H124V195H133V192L135 191L134 187ZM254 184V182H253ZM4 185V184H3ZM22 186V184H19ZM129 185V184H128ZM149 186V185H148ZM101 187V188H100ZM151 187V186H150ZM189 187V186H188ZM25 188V186H24ZM23 188V189H24ZM52 188V186H51ZM136 188V187H135ZM190 190L191 192H195V187H190V188H186V187H179L172 185V184H168L166 187H154L153 191L154 194H158V198L156 202H154L153 206H161L163 205L164 202H167L169 200H178L176 199L175 195L180 194V192L184 191V190ZM223 189V188H222ZM237 189V190H236ZM257 189V188H256ZM3 190V189H2ZM56 190V189H55ZM264 190V189H263ZM14 191V190H12ZM47 192V190H46ZM49 192V191H48ZM54 192V190H53ZM120 192V191H119ZM123 192V191H122ZM263 192V191H262ZM260 192V193H262ZM14 193V192H13ZM16 193V192H15ZM24 193V192H23ZM51 193V192H50ZM102 192H99V198L101 200L100 195ZM136 193V192H135ZM233 193V192H231ZM3 194V193H2ZM12 194V193H11ZM21 194V193H20ZM25 194V193H24ZM49 194V193H48ZM47 194V195H48ZM52 194V193H51ZM56 194V192H55ZM148 195H152V193H150L149 191L147 192ZM146 193L144 192H138L137 195L134 196L135 198H147ZM264 194V193H263ZM45 195V194H44ZM43 194H38L33 196L32 198H30V200H27V202L22 206H20L17 210H21L19 211L21 213V215L23 216H31V215H39V214H35V213H30L34 210H38L40 208L41 205H43L44 203V197ZM50 195V194H49ZM54 195V194H53ZM196 195V194H195ZM1 196V195H0ZM154 196V195H152ZM151 196V198H152ZM264 196V195H263ZM50 197V196H49ZM56 197V196H55ZM106 197H108V195H106ZM106 197H102V198H106ZM114 197V196H113ZM127 197V196H126ZM129 197V196H128ZM157 197V196H156ZM260 197V196H259ZM7 198V197H6ZM58 198V197H57ZM130 198V197H129ZM149 198V196H148ZM3 199V197H2ZM5 199V198H4ZM117 199V198H116ZM131 199V198H130ZM153 199V198H152ZM262 199V198H261ZM49 200V199H48ZM63 200V199H62ZM97 200H98V196H97ZM112 200V199H111ZM119 200V199H118ZM126 200V199H123ZM132 200V199H131ZM260 200V199H259ZM17 201V200H16ZM51 201V200H50ZM54 201V200H53ZM117 201V200H116ZM148 201V200H147ZM182 200H178L176 202H181ZM4 202V201H3ZM64 202V201H63ZM150 202V201H149ZM262 202V201H261ZM260 202V203H261ZM5 203V202H4ZM13 203V202H12ZM47 203V202H46ZM53 203V202H52ZM65 203V202H64ZM96 202H94L95 205ZM158 203V204H157ZM182 203V202H181ZM9 204V203H8ZM15 204V203H14ZM12 204V205H14ZM18 204V203H17ZM51 204V203H50ZM60 205H63V203H60ZM53 205V204H52ZM59 205V206H60ZM71 205V204H70ZM98 205V204H97ZM146 205V204H145ZM256 205V204H255ZM254 205V206H255ZM261 205V204H260ZM258 204V209L264 214V209L263 207H261ZM55 208H57L58 206V202L55 203ZM89 206V205H88ZM100 206V205H98ZM110 206V204H109ZM108 206V207H109ZM150 206V205H149ZM252 206V205H251ZM10 207V206H9ZM15 207V206H14ZM64 207V205H63ZM68 207V206H67ZM73 207V206H72ZM144 207V206H143ZM242 207V208H243ZM4 208H6L4 206ZM44 208V207H43ZM54 208V209H55ZM62 208V207H61ZM119 208V207H118ZM147 208V207H145ZM150 208V207H149ZM152 208V207H151ZM150 208V209H151ZM1 209V208H0ZM69 209V208H68ZM253 209V208H252ZM8 210V208H7ZM6 210V212H8ZM13 210V209H12ZM42 209L41 212H43ZM53 210V209H52ZM59 211V209H57ZM56 210V211H57ZM81 210V209H80ZM112 210V209H111ZM162 210V209H161ZM5 211V210H4ZM61 212V216L65 215L63 210H60ZM73 211V210H71ZM88 211V210H87ZM136 211V210H135ZM149 211V210H148ZM158 211V210H157ZM244 211V210H243ZM247 212V210H245ZM249 211V210H248ZM251 211V210H250ZM249 211V212H250ZM47 212V211H46ZM44 212V213H46ZM50 212V211H49ZM75 212V211H73ZM84 212V211H83ZM145 215H149L151 213V211L147 212V210L145 211ZM260 212V213H261ZM18 213V212H17ZM40 213V212H39ZM79 213V212H78ZM81 213V211H80ZM129 213V212H128ZM127 213V214H128ZM139 213V212H137ZM6 214V213H5ZM13 214V212L11 213ZM42 214V213H41ZM49 214V213H48ZM47 214V215H48ZM68 214V213H66ZM74 214V213H73ZM72 214V215H73ZM117 214V213H115ZM119 214V213H118ZM117 214V215H118ZM124 214H126L124 212ZM130 214V213H129ZM128 214V215H129ZM249 214V213H248ZM252 214V212L250 213ZM8 215V214H7ZM15 215V214H14ZM44 215V214H43ZM60 215V214H59ZM101 215H103L104 217H102L103 219H105L106 221H110L113 217H107L106 213H102ZM109 215V214H108ZM116 215L115 218H120L121 219V214H119L118 216ZM45 216V215H44ZM70 216V215H69ZM124 216V215H123ZM135 216V215H134ZM139 216V215H138ZM254 216V214H253ZM259 216V215H258ZM261 216V215H260ZM8 217V216H7ZM56 217V216H55ZM101 217V216H100ZM126 217V216H125ZM129 217V216H128ZM142 217V215H141ZM150 217V216H149ZM165 217V216H163ZM171 217V216H170ZM189 217V216H188ZM252 217V216H251ZM10 218V217H9ZM30 218V217H28ZM42 218V217H41ZM53 218V217H52ZM101 218V219H102ZM127 218V217H126ZM148 219V217H146ZM144 217V220L146 219ZM2 219V218H1ZM5 219V217H4ZM8 219V218H7ZM11 219V218H10ZM9 219V220H10ZM14 219V218H13ZM19 219V218H18ZM34 219V218H33ZM39 219V218H38ZM129 219V218H128ZM135 219V217H134ZM153 220V218H150ZM161 219V218H160ZM163 219V218H162ZM165 219V218H164ZM185 219V218H184ZM181 220V222L179 221V219H176L174 217H171V220H169L171 223L169 224H175L178 223L180 224V226L182 227L184 225V221L186 220ZM190 219V218H189ZM17 220V219H15ZM14 220V221H15ZM24 220V219H23ZM26 220V219H25ZM122 220L124 221V219L122 218ZM133 220V219H132ZM139 220V219H138ZM143 220V219H142ZM143 220V221H144ZM128 221V220H127ZM137 221V220H136ZM147 221L146 220L144 222H142L143 226L147 227ZM156 222V220H154ZM164 221V220H163ZM1 222H3L1 220ZM82 222V220H81ZM101 222V221H99ZM122 222V221H121ZM131 222V221H130ZM140 222V221H139ZM153 222V221H152ZM165 222V221H164ZM8 223V222H7ZM18 223V222H17ZM70 223V222H69ZM83 223V222H82ZM80 222L74 221L71 222L69 224V231H68V235L69 237H64L65 240H68V244L66 245L67 248H49L47 247L40 239L41 234L38 233H33L28 236V239L25 240L24 242L26 244H28V242L32 241V246H33V253H35L36 251H39V258L41 260V262H43L44 264H121L120 262L116 261L115 259L112 260V262L106 261L107 259H104L100 254H95L92 253L91 250L89 249V247L92 249H99L103 246V242L102 239H100L97 235L95 236H91V230L88 226L83 225ZM133 223V222H132ZM136 223V222H135ZM158 223V221H157ZM160 223V222H159ZM156 224V225H159ZM162 223V222H161ZM160 223V224H161ZM189 223V222H188ZM2 224V223H1ZM66 224V223H65ZM68 224V223H67ZM109 224V223H108ZM121 224V223H120ZM122 224H124L122 222ZM127 224V223H126ZM141 224V223H140ZM154 224V223H152ZM163 224V223H162ZM259 224V223H258ZM132 225V224H131ZM164 225V224H163ZM177 225V224H176ZM186 225V224H185ZM260 225V224H259ZM119 227H121L120 225H118ZM123 226V225H122ZM135 226V225H134ZM165 226V225H164ZM178 225V227H180ZM64 227V225L62 226ZM62 227L60 228V230L58 231L59 234H62V230L66 229L65 227L62 229ZM139 227V226H138ZM142 226H140L141 228ZM174 227V226H173ZM105 228V227H104ZM107 228V227H106ZM134 228V227H133ZM150 229V227H147V229ZM42 229V228H41ZM132 229V228H131ZM135 229V228H134ZM173 229V228H172ZM182 229V228H180ZM261 229V228H260ZM67 230V229H66ZM137 230V229H136ZM143 230V228H142ZM141 230V231H142ZM155 230V229H154ZM165 230V229H162ZM187 230V229H186ZM185 230V231H186ZM263 230H264V221H263ZM42 231V230H41ZM108 231V230H107ZM133 231V230H132ZM145 231V228H144ZM149 231V230H148ZM145 232L144 234H142L140 231L139 235L140 237V244H138L139 246H136L137 249L140 247L146 249L149 244L152 242L148 241V238H152V236L149 234V232ZM156 231V230H155ZM183 231V230H182ZM138 232V231H137ZM143 232V231H142ZM169 232V231H168ZM57 233V232H56ZM126 233V232H125ZM134 233V232H133ZM136 233V231H135ZM132 234V236H128L127 238L123 239L132 242L133 236L135 235ZM161 233V235L159 234ZM162 233L163 231H159L157 232L156 235H153L154 238L157 239H161L162 238ZM166 233V232H164ZM224 234H220L218 232H216V234L219 235H223V243H227L229 241H227L228 237L227 235H229V233L227 232H223ZM262 233V232H261ZM52 234V233H51ZM54 234V233H53ZM96 234V233H95ZM138 234V233H137ZM200 235V234H199ZM209 235V234H208ZM47 236V235H46ZM53 236V235H51ZM58 236V235H57ZM138 236V235H137ZM167 237V236H166ZM25 238V237H24ZM42 238V237H41ZM46 238V237H45ZM55 238V237H54ZM108 238V237H107ZM135 238V237H134ZM217 238V237H216ZM21 239V238H20ZM23 239V238H22ZM60 239V237H59ZM120 240V238H118ZM166 239V238H165ZM169 239V238H168ZM167 239V240H168ZM261 239V238H260ZM109 240V239H108ZM113 240V239H112ZM115 240V239H114ZM113 240V241H114ZM197 240L199 242H202L201 244H198L196 246V243H194L193 247H191L190 252L188 254L187 257L193 255V253L195 252H200L203 251V247L206 246H211L215 247V244H218L217 241L214 238V235L212 236H206L205 234H201L199 236V238L197 237ZM195 240V241H197ZM63 241V240H62ZM122 241V242H123ZM136 241V238L134 240V242ZM138 241V240H137ZM136 241V242H137ZM154 241V240H153ZM221 241V240H220ZM23 242V241H22ZM118 242V240H117ZM125 242V241H124ZM139 242V241H138ZM137 242V243H138ZM162 242V241H161ZM197 242V243H199ZM212 243H215L214 245H211ZM119 243V242H118ZM127 243V242H126ZM133 243V242H132ZM153 243V242H152ZM155 243V242H154ZM153 243V244H154ZM54 244V243H53ZM81 244H84L83 246H80ZM134 244V243H133ZM132 244V246H133ZM150 245V246H154V245ZM25 245V244H24ZM48 245V244H47ZM106 245V243H105ZM126 245V244H125ZM50 246V245H49ZM106 250L107 252H109V255H113V256H118L120 255L121 257L126 256L125 254H120L119 253V249L121 248V246L116 244H108L106 245ZM129 246V245H128ZM131 246V245H130ZM217 246V245H216ZM25 247V246H24ZM27 247V246H26ZM59 247V246H58ZM152 247L149 251V249L147 248L146 251H149V254H152ZM199 248V249H197ZM208 248V247H207ZM22 249V244L16 240L14 244L12 243H4V240L0 239V250H3V253L5 254H11V253H16V255L21 256L23 253L21 251ZM123 249V248H122ZM223 250V248H221ZM26 250V249H25ZM30 250V248H29ZM140 250V249H139ZM173 250V249H172ZM208 250V249H207ZM54 251L55 254H57L58 256L61 254L63 259L60 261L58 259V261H55L54 258V253L52 255V252ZM95 251V250H94ZM93 251V252H94ZM128 251V250H127ZM131 251V250H129ZM135 249L134 251H132L133 253H135ZM144 251V250H142ZM1 252V251H0ZM145 252V251H144ZM32 253V254H33ZM99 253V251H98ZM130 252H128L129 254ZM140 253V252H139ZM143 253V252H142ZM27 254V253H26ZM31 254V253H30ZM37 254V253H36ZM138 254V253H137ZM146 254V253H145ZM148 254V252H147ZM148 254V255H149ZM28 255V254H27ZM48 255H51L52 261L53 262H47L46 260L48 258ZM56 255V256H57ZM165 255V253H164ZM105 256V255H104ZM133 256V255H132ZM131 256V258H132ZM136 256V255H135ZM139 256V255H138ZM137 256V257H138ZM227 256H231L227 255ZM227 256L225 257L224 260H226L225 262H227ZM29 257V256H28ZM32 257V256H30ZM29 257V258H30ZM134 257V256H133ZM136 257V258H137ZM146 258H148L147 256H145ZM143 257V258H145ZM16 258V257H15ZM117 258V257H116ZM140 258V257H139ZM151 258V257H149ZM163 258V257H162ZM24 259V258H23ZM38 259V258H37ZM122 259V258H120ZM142 259V257L140 258V260ZM15 260V259H14ZM135 260V259H134ZM133 260V261H134ZM180 260V259H179ZM231 260V259H229ZM132 261V259H131ZM137 262V261H136ZM144 262V261H143ZM176 262V261H174ZM178 262V261H177ZM181 262V260H180ZM230 262V261H229ZM245 262V261H244ZM134 264V263H133ZM138 264V263H137ZM146 264V263H145ZM177 264V263H176ZM215 264V263H213Z\"/></svg>","mask_w":264,"mask_h":264}]
</instances>
